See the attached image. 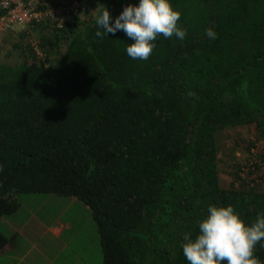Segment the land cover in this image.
<instances>
[{
	"label": "trees",
	"instance_id": "16d2710c",
	"mask_svg": "<svg viewBox=\"0 0 264 264\" xmlns=\"http://www.w3.org/2000/svg\"><path fill=\"white\" fill-rule=\"evenodd\" d=\"M83 1L61 24H35L37 44L24 28L22 61L0 63V219L21 193L75 197L92 211L102 264H188L181 245L209 204L246 224L264 212V0H171L187 35L158 36L147 61L127 56L123 32L96 37ZM138 2L100 10L114 19ZM245 126L259 155L241 162L224 137L239 143ZM9 242L0 230V250ZM254 254L264 264V248Z\"/></svg>",
	"mask_w": 264,
	"mask_h": 264
},
{
	"label": "clouds",
	"instance_id": "9594fccd",
	"mask_svg": "<svg viewBox=\"0 0 264 264\" xmlns=\"http://www.w3.org/2000/svg\"><path fill=\"white\" fill-rule=\"evenodd\" d=\"M181 12L171 0H139L128 4L114 19L109 10L94 16L98 38L123 32L132 43L125 52L133 60L147 61L156 47L158 36L184 40L187 29L179 23ZM205 36L216 40L218 34L211 28ZM198 233L185 236L182 253L188 264H260L254 252L259 244L264 248V212H259L251 224H246L232 205L207 207V216L198 222Z\"/></svg>",
	"mask_w": 264,
	"mask_h": 264
},
{
	"label": "rangeland",
	"instance_id": "374dc122",
	"mask_svg": "<svg viewBox=\"0 0 264 264\" xmlns=\"http://www.w3.org/2000/svg\"><path fill=\"white\" fill-rule=\"evenodd\" d=\"M66 1L68 0H52V3ZM93 2L94 12L92 13L95 14L100 10L101 4L100 0ZM20 31H24L23 28L16 26L12 33H19ZM41 34V29L30 27L28 41H32L34 44L39 43ZM8 36L7 32L0 37V63L16 65L22 61V57L19 56L18 49L14 47L13 42L19 41L18 38H14L7 42L8 40L5 39ZM23 38L20 41L25 42L26 39ZM257 136L260 137L256 134L254 126H245L241 129L240 135L236 136L239 137L238 140L240 139L239 143L236 142L235 137L233 139L224 137L226 141L225 148L227 147L228 153L233 154V158H237L241 162H247L249 157L259 155L257 148L252 149L251 152L248 151L250 141ZM254 141L260 149L264 150L263 138L260 137ZM232 157L227 159L226 166L233 162ZM226 166L221 171V178L222 183L228 186L233 182V174L229 172ZM18 199L21 202L20 208L14 213V216L7 217L16 224L23 223L29 216L33 215L34 217L30 219L28 226L20 236L28 235L30 240L37 244L36 248L32 249L27 258L22 260L20 264H102L103 254L98 228L92 211L86 204L76 198L75 203L71 204L69 200L71 198L68 196L45 193H21ZM42 222L50 227L63 224H66L67 227L62 235L56 238L50 232L46 233L44 226L41 224ZM0 230L7 233V228L1 224ZM44 232L45 235H43ZM7 234L11 236L9 232ZM23 239L24 237L20 241L25 242ZM24 247L25 245L22 244L20 252Z\"/></svg>",
	"mask_w": 264,
	"mask_h": 264
},
{
	"label": "built area",
	"instance_id": "2783aa9c",
	"mask_svg": "<svg viewBox=\"0 0 264 264\" xmlns=\"http://www.w3.org/2000/svg\"><path fill=\"white\" fill-rule=\"evenodd\" d=\"M48 5L42 9L37 0H0V36L16 26L29 28L49 19L61 24L67 14L82 13L86 8L83 0Z\"/></svg>",
	"mask_w": 264,
	"mask_h": 264
},
{
	"label": "crops",
	"instance_id": "0c3cea01",
	"mask_svg": "<svg viewBox=\"0 0 264 264\" xmlns=\"http://www.w3.org/2000/svg\"><path fill=\"white\" fill-rule=\"evenodd\" d=\"M45 1L49 3L52 2V0H45ZM85 1L87 2V5H88V11L90 12L92 10V12H94V9H93L94 2L93 1L95 0H85ZM8 35L9 36L5 39V40H8L7 42H9L10 40L14 38L16 39L18 38L17 40L20 41V39L23 38L24 33L23 31H20V33H12L11 31L8 33ZM13 43H15V41ZM69 198H71L69 199L71 204L75 203V200H76L75 197H69ZM11 216H14V213L11 214ZM33 217L34 216L31 215L23 223H16V224L14 223V221L10 220L9 217L7 216H4L0 219V224L7 228V233L8 232L11 233V236H8L7 233L3 232L6 236H8L10 242L6 246L5 249L0 250V264H7V262H9L10 259L11 261L9 264H20L22 260L27 258L28 254H30V251L36 248L37 246L36 242L30 240L28 235L20 236V234L28 226L30 219H32ZM41 224L42 226H44L46 233L50 232L56 238H59L64 232L65 228L67 227L66 224H63L61 226H55V227H50L49 225H45L43 222ZM43 235H45V232L43 233ZM22 237H24L23 240L25 242L20 241ZM22 244H24L25 247L23 248L22 252H20V249H21L20 247L22 246Z\"/></svg>",
	"mask_w": 264,
	"mask_h": 264
}]
</instances>
